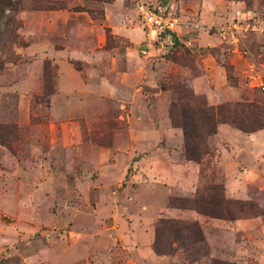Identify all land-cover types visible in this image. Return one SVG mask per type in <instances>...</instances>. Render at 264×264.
Returning a JSON list of instances; mask_svg holds the SVG:
<instances>
[{"label":"rangeland","instance_id":"rangeland-1","mask_svg":"<svg viewBox=\"0 0 264 264\" xmlns=\"http://www.w3.org/2000/svg\"><path fill=\"white\" fill-rule=\"evenodd\" d=\"M9 1L0 264H264V0H146L185 22L146 54L135 0Z\"/></svg>","mask_w":264,"mask_h":264},{"label":"trees","instance_id":"trees-1","mask_svg":"<svg viewBox=\"0 0 264 264\" xmlns=\"http://www.w3.org/2000/svg\"><path fill=\"white\" fill-rule=\"evenodd\" d=\"M11 5L10 1H4L0 0V17L4 13V10L7 9L6 5ZM6 7V8H5ZM3 32L0 31V51L3 50L4 45V39L2 37ZM230 104H220L216 106L215 108H211V114L218 117L220 121L228 122L230 124H233L235 127L242 131H251L254 129H257L261 125V121L257 118V114L251 113L252 119L250 120L249 124H244L241 119L238 117V114L235 112L242 113L244 110L243 107L246 109H252L251 111H254L256 106L247 104V103H234L233 109H230ZM239 108V109H238ZM242 109V110H241ZM246 117L245 115H242ZM184 133H186V130H184ZM188 157L191 159H196V155L192 152H188ZM200 213H204L202 209H198ZM208 215L214 216L219 215L218 213H209ZM164 222H168L170 226V236L166 237V239L162 242L156 237L153 241L152 248L157 253H163L168 254L170 252V241L173 239L174 241H179L182 244H195V238L198 237V239H201L202 236H200V230L195 222L191 223H185L179 220H166ZM184 228L186 230V233L183 237H181V240L176 233L180 232L181 229ZM172 237V238H171Z\"/></svg>","mask_w":264,"mask_h":264},{"label":"built area","instance_id":"built-area-1","mask_svg":"<svg viewBox=\"0 0 264 264\" xmlns=\"http://www.w3.org/2000/svg\"><path fill=\"white\" fill-rule=\"evenodd\" d=\"M134 8L145 39L143 48L139 50L142 54H146L156 42L169 40L172 35L177 38L179 30L184 27V20L167 1L135 0Z\"/></svg>","mask_w":264,"mask_h":264},{"label":"water","instance_id":"water-1","mask_svg":"<svg viewBox=\"0 0 264 264\" xmlns=\"http://www.w3.org/2000/svg\"><path fill=\"white\" fill-rule=\"evenodd\" d=\"M174 39H175V36L172 35L169 40H170V42H173Z\"/></svg>","mask_w":264,"mask_h":264},{"label":"crops","instance_id":"crops-1","mask_svg":"<svg viewBox=\"0 0 264 264\" xmlns=\"http://www.w3.org/2000/svg\"><path fill=\"white\" fill-rule=\"evenodd\" d=\"M135 9V8H134ZM135 13H136V11H135ZM136 16H137V13H136ZM137 18H138V16H137ZM139 19V18H138ZM140 21V20H139ZM141 30H142V25H141ZM142 32H143V30H142Z\"/></svg>","mask_w":264,"mask_h":264}]
</instances>
